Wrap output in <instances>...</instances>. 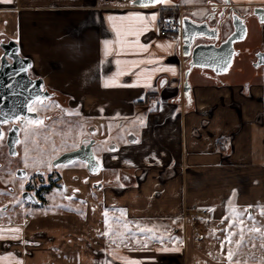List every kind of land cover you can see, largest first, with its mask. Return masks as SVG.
<instances>
[{
    "label": "crops",
    "instance_id": "obj_1",
    "mask_svg": "<svg viewBox=\"0 0 264 264\" xmlns=\"http://www.w3.org/2000/svg\"><path fill=\"white\" fill-rule=\"evenodd\" d=\"M230 3L242 11L264 7V0ZM208 9L205 0L119 10L97 9L89 0H0V43L16 41L20 54L30 58V69L81 104L85 114L128 123V143L117 144L104 161L120 170L121 183L114 184L108 170L105 178L111 181L103 182L93 198L85 186L86 209L35 210L0 223V264H229V247L237 252L233 264H264V239L247 231L253 226L264 231L259 207L264 206V65L258 64L260 53L245 55L240 48L249 44L250 26L257 24L258 50H264V23L254 13L246 23L232 63L241 60L232 72V64L221 74L193 68L188 97L183 87L190 57L182 54L181 38L157 33L175 14L199 19ZM137 15L146 18L148 30L127 34L144 27L130 19ZM232 31L227 20L223 37ZM2 53L0 47V62ZM106 81L111 86L105 87ZM146 97L147 103H137ZM230 200L255 217L249 220L245 213L242 227L249 234L246 242L262 254L245 255L246 244L238 249L242 254L235 244L221 249L230 222L221 221L230 214ZM138 225L154 228L151 235L163 236L165 243L153 240L144 248L129 239L127 247L120 244L117 235L138 233ZM137 238L143 243L142 236Z\"/></svg>",
    "mask_w": 264,
    "mask_h": 264
},
{
    "label": "flooded vegetation",
    "instance_id": "obj_2",
    "mask_svg": "<svg viewBox=\"0 0 264 264\" xmlns=\"http://www.w3.org/2000/svg\"><path fill=\"white\" fill-rule=\"evenodd\" d=\"M205 1L209 9L199 20L206 18L204 24L213 30L221 20L235 13L246 23L254 13V8L243 11L234 8L230 0L229 3L228 0ZM257 22L260 23L258 19ZM259 60L264 61V55ZM29 75L32 78L41 77L31 69ZM42 91L44 95L31 102L26 117L21 116L1 125L0 221H11L18 214L39 210L54 200L57 191L61 205L70 201L76 204L75 207L69 206L72 210L81 211L84 208L85 186L93 198L103 182L111 181L105 178L107 171L112 169L104 164L107 159L105 154L117 144L110 140L101 146L102 139L97 134L98 119L101 117L85 114L81 104L71 102L66 94L45 81ZM29 108L34 110L29 111ZM29 120L43 121V124L30 125ZM12 130L17 131L19 137L13 148L7 143ZM90 157L94 162L91 168L85 161Z\"/></svg>",
    "mask_w": 264,
    "mask_h": 264
},
{
    "label": "water",
    "instance_id": "obj_3",
    "mask_svg": "<svg viewBox=\"0 0 264 264\" xmlns=\"http://www.w3.org/2000/svg\"><path fill=\"white\" fill-rule=\"evenodd\" d=\"M132 5L141 7L139 2L134 3L133 0ZM253 12L258 21L262 23L264 7L256 6ZM205 19L199 20L189 16L181 18V50L184 56L191 58L189 67L185 71L183 92L186 97H188L191 90L188 81L189 72L193 68L207 67L215 74L224 73L229 69L234 56L238 53L235 49V43L244 40L247 34L246 21L238 13H235L232 17H227L231 21L233 31L226 38L223 37V29L227 19L221 20L215 30L210 29L208 24H204L207 22ZM205 38H209L212 42H205L208 40ZM0 47L3 50L0 62L1 132L3 121H10L28 115V107L31 102L44 95L42 91L44 80L41 77H30L29 69L32 62L30 58L20 54L19 44L16 41H2ZM262 55H264V52L258 57ZM258 64L264 65V61L259 60ZM18 141L17 131H10L7 141L10 147L13 148ZM85 161L88 162L89 168H91V164L94 163L93 158H87Z\"/></svg>",
    "mask_w": 264,
    "mask_h": 264
},
{
    "label": "snow or ice",
    "instance_id": "obj_4",
    "mask_svg": "<svg viewBox=\"0 0 264 264\" xmlns=\"http://www.w3.org/2000/svg\"><path fill=\"white\" fill-rule=\"evenodd\" d=\"M4 2H7V3H11L12 0H4ZM134 3L136 2H139L140 6L141 7H149V6H154L156 4H167L169 2V0H133ZM225 2H227V0H225ZM109 19L111 20L112 17H109ZM130 19H134L136 21H138L140 24L144 25V27L142 28H138V29H129L127 34H132V35H140L142 34L144 31H147V22H146V18L144 16H140V15H137L135 17H132ZM150 19L152 21H155L156 20V15L153 14L151 15ZM261 22L264 23V18L261 19ZM117 35L118 36H122L123 34L121 33V31L119 29H117ZM123 42V41H121ZM107 43L106 42V47H107ZM138 43V41H137ZM139 47L143 50H146V46L145 45H139ZM135 63V62H134ZM148 63H153V61H148ZM163 71H171L173 74H175V70L174 69H162ZM105 87H109L111 86L109 82H105ZM131 86V85H129ZM34 109L32 108H29V111H33ZM4 123H6L7 121H3ZM28 123L30 125H42L43 124V121H38V120H29ZM0 139H3V133L0 132ZM21 187H23V185H21ZM235 194V193H234ZM229 206H230V214L229 216L227 217H224L222 218V223L225 219H228L230 222H229V225L227 228L223 229V231L225 232L226 234V237H225V240L221 242V249L223 250L225 244L231 246L233 244L236 245V248L237 250L240 248V247H243L244 244H245V228L242 227V225H244L245 221L243 219V216L245 215V213H247V216H248V219L249 220H254L255 217L250 213L248 212V209H245L243 212L237 210L234 206V203L233 201H229ZM260 207V215L261 216H264V206H259ZM206 211H214V209H207ZM122 213H124V210H121ZM105 217H106V220H105V223L107 224L108 221H107V212H105ZM206 222V221H205ZM236 227L238 229V231H230V229H233V227ZM139 228V232L136 233V232H130L128 235H124V234H119L117 235L116 233H109V232H105L103 235H117V239L119 240V243L120 244H123L125 247L128 246V243L127 241L129 239H133L135 240L136 244L137 245H140L144 248H147L148 246V242L149 241H156V242H159L161 244L165 243V239L163 236H153L151 235L155 229L152 228V227H141V226H137ZM11 231H15V232H19V229H14V230H11ZM248 232H255V233H258L260 235V237L262 239H264V231L261 230L260 227H256V226H253L249 229H247ZM140 235L143 237V243H141V239H138L137 236ZM239 235L240 239L239 240H234L233 237ZM0 238H3V237H0ZM13 239H17L18 237L14 236L12 237ZM168 242H176V243H182V241H179L178 238L176 237H168ZM113 243H116V240H113ZM255 246V245H253ZM262 247H264V245H261ZM170 249L168 248H164L163 251H169ZM172 251H178V249L176 248H173L171 249ZM237 255V252L236 251H233V249L231 247H229L228 249V252H227V259L229 261V264H233V260H234V257ZM129 264H137V262L135 261H130ZM235 264H239L238 261L235 262Z\"/></svg>",
    "mask_w": 264,
    "mask_h": 264
},
{
    "label": "rangeland",
    "instance_id": "obj_5",
    "mask_svg": "<svg viewBox=\"0 0 264 264\" xmlns=\"http://www.w3.org/2000/svg\"><path fill=\"white\" fill-rule=\"evenodd\" d=\"M259 30H260L259 25H257V24L250 26V31H249L250 32V39H249V41L246 42L249 44L246 45V47H240L242 49V51H244L242 53H245V55L249 54L251 56H254V55H258V53H260L259 52L260 50H258V48L261 47V45L257 46L258 45L257 37L259 35ZM243 42H244V40L241 41L239 44H242ZM262 47H263V45H262ZM240 60H241L240 57H236L234 59V62L232 63V65L229 69L230 72H232L233 68H235V64H237V62H239ZM242 60L246 62V59H242ZM238 76H240V75H238ZM110 119L111 118H103L100 120L98 119L99 131L97 134H98V137H100L102 139L101 146L103 147V144L109 142L110 140L115 141L116 144H118V145L128 143L127 142V131H126V128H128V123L124 119H121V118H115L112 120H110ZM25 143H27V142L25 141ZM119 171L120 170H117V169H114V170L111 169L110 170V173L113 172V175H114L113 176V178L115 180L114 184L121 183ZM104 184H106V182H104ZM54 196L56 198L54 197V200H51L50 203L39 208V212H43V213L47 214L49 212L58 211V210H60V208L61 209H64V208L70 209L69 206L74 205V207H75V205H76L70 201L67 202L69 205L68 204L61 205L59 203L60 202V194L58 191L54 194ZM6 222H8V221H5V220L0 221V223H6ZM245 226H246V224H245ZM248 236H249V234L245 233V244H246L247 248H245V250H241V252L243 251L245 255L248 253L249 254L259 253V255L262 254L263 250L261 248L253 249L251 246V241L246 242L249 239ZM238 251L240 252V250H238ZM241 252H240V254H242Z\"/></svg>",
    "mask_w": 264,
    "mask_h": 264
},
{
    "label": "built area",
    "instance_id": "obj_6",
    "mask_svg": "<svg viewBox=\"0 0 264 264\" xmlns=\"http://www.w3.org/2000/svg\"><path fill=\"white\" fill-rule=\"evenodd\" d=\"M93 3L94 7L97 9H111V10H119L132 7V0H89ZM174 8L181 9L182 7L179 5H174ZM181 16L179 14H175L169 18H167L158 28L157 33L159 35H165L172 39H180L182 33V22ZM201 216H206L205 211L199 212ZM190 221L192 223L197 222V217L189 216Z\"/></svg>",
    "mask_w": 264,
    "mask_h": 264
},
{
    "label": "trees",
    "instance_id": "obj_7",
    "mask_svg": "<svg viewBox=\"0 0 264 264\" xmlns=\"http://www.w3.org/2000/svg\"><path fill=\"white\" fill-rule=\"evenodd\" d=\"M147 97L146 98H144V99H141V100H138L137 101V103H140V104H145V103H147Z\"/></svg>",
    "mask_w": 264,
    "mask_h": 264
}]
</instances>
